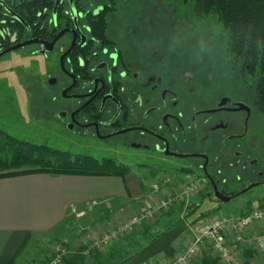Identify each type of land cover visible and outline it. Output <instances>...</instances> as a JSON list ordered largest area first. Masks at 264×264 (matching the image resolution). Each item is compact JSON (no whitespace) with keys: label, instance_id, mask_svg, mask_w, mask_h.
I'll use <instances>...</instances> for the list:
<instances>
[{"label":"flooded vegetation","instance_id":"af4514ba","mask_svg":"<svg viewBox=\"0 0 264 264\" xmlns=\"http://www.w3.org/2000/svg\"><path fill=\"white\" fill-rule=\"evenodd\" d=\"M228 40L237 37L221 36L230 91L196 96L178 57L136 37V0H0V53L38 41L13 52L52 59L60 142L164 181L168 171L176 183L192 177L226 204L264 190V54L230 51Z\"/></svg>","mask_w":264,"mask_h":264},{"label":"rangeland","instance_id":"374dc122","mask_svg":"<svg viewBox=\"0 0 264 264\" xmlns=\"http://www.w3.org/2000/svg\"><path fill=\"white\" fill-rule=\"evenodd\" d=\"M221 36L224 34L214 20L196 17L191 7L184 5L182 0H136V37L149 40L152 42L150 46L155 47L157 51L173 53L178 57L181 76L183 80L187 79L189 87L194 90L196 96L202 93L212 96L230 91L228 86L230 82L224 71L227 68ZM32 50L33 47L26 48L4 55L0 59V130L16 140L66 153L72 160L77 158L81 162L91 160L99 165L107 164L110 169L127 168L129 172L135 170L149 179L163 173L148 169L138 170L129 160L122 159L117 162V156L111 153L73 152L68 145L60 142L53 118L54 107L51 102L54 90L46 83L48 77L52 75V59L41 61V59L26 55ZM165 173L172 174L173 179L170 176L171 181L168 179V182H164L163 179L154 185V187L157 186L158 192L165 191L163 192L166 193L165 195L170 194L171 189L179 190L189 181L192 182L191 177L186 178L188 180H185L184 184L176 183L174 180L176 172ZM159 184H161L160 188ZM163 193L155 194L157 199L148 200L143 209L138 212L150 208L154 202L163 199L160 197ZM203 196L207 199L205 190L200 188L195 195L189 198L187 204L174 205L167 211L157 213L152 219L137 226L136 232L140 227L152 228L149 238H154L172 225L184 224L185 217L193 206L201 203V210H206L207 205L202 203L205 200ZM260 198L263 200L255 202L258 199L261 200ZM254 204L261 206L264 204L263 189L254 190L245 198L228 204L216 202L217 208L209 210L202 220L218 215L237 214ZM202 220L200 218L197 221ZM134 232L135 230H132V233ZM129 233L131 231L125 234L129 235ZM58 242L57 238L54 239L49 235L31 239L24 249L25 252H21L13 264H47L61 247ZM56 248L57 252H55ZM107 248L99 253L106 251ZM250 248L258 253L253 246Z\"/></svg>","mask_w":264,"mask_h":264},{"label":"crops","instance_id":"0c3cea01","mask_svg":"<svg viewBox=\"0 0 264 264\" xmlns=\"http://www.w3.org/2000/svg\"><path fill=\"white\" fill-rule=\"evenodd\" d=\"M165 177L149 179L132 170L123 178L35 173L0 179V264L16 261L31 239L48 235L74 254L63 264H162L184 249V224L172 225L155 240L149 238L152 228L140 227L136 232L135 227L134 233L120 236L102 253L83 256L82 252L88 243L142 210L148 200H156L155 194L165 192L154 189ZM202 203L206 210L200 208L192 220H202L217 208L215 201ZM255 235L264 236V224L254 225L245 238ZM238 249L247 264H264V256L249 244Z\"/></svg>","mask_w":264,"mask_h":264},{"label":"trees","instance_id":"16d2710c","mask_svg":"<svg viewBox=\"0 0 264 264\" xmlns=\"http://www.w3.org/2000/svg\"><path fill=\"white\" fill-rule=\"evenodd\" d=\"M182 3L190 6L196 17L214 20L224 36L237 37L234 43L231 40L227 41L231 47L230 51L243 52L253 59L257 53L264 54V0H182ZM244 37L249 40H243ZM88 161L81 162L79 158L72 160L66 153L16 140L0 130V179L35 173L123 178L129 173L127 168L110 169L107 164L99 165L94 161ZM200 206L201 203L193 206L185 218L192 217ZM73 257L74 254L69 255L63 263ZM9 264H13V261ZM201 264H218V261L210 256H204Z\"/></svg>","mask_w":264,"mask_h":264},{"label":"built area","instance_id":"2783aa9c","mask_svg":"<svg viewBox=\"0 0 264 264\" xmlns=\"http://www.w3.org/2000/svg\"><path fill=\"white\" fill-rule=\"evenodd\" d=\"M200 188L201 181L193 179L179 190L171 189L170 194L154 202L150 208L135 213L127 221L88 243L82 252L83 256H89L94 251L100 252L109 247L121 235L152 219L157 213L167 211L174 205L187 204L189 198ZM154 189L156 190L157 186ZM184 221L187 233L184 249L162 264H201L204 256L217 259L218 264H247L238 249V246L244 243L253 246L264 256V236L255 235L249 240L245 238V233L254 225L264 224V205L254 204L243 212L218 215L208 220L197 221L190 217L185 218ZM70 253L69 248L61 246L47 264H62Z\"/></svg>","mask_w":264,"mask_h":264},{"label":"water","instance_id":"95a60500","mask_svg":"<svg viewBox=\"0 0 264 264\" xmlns=\"http://www.w3.org/2000/svg\"><path fill=\"white\" fill-rule=\"evenodd\" d=\"M36 43H40L41 45L44 46V43H42V42H38V41H29V42H25V43H23V44L15 45V46L9 48L8 50H6V51L0 53V57L3 56L4 54L8 53V52H13V51H15V50H18L19 48L26 47V46H30V45H33V44H36ZM50 46H51V45H50ZM50 46H49V48L43 49V50H44L43 52H48V51H50V50H51V49H50ZM43 52H42V53H43ZM215 197H216V199H217L220 203H222V204H226V203L229 201L228 198L223 197L222 195H220V194L217 193V192H215Z\"/></svg>","mask_w":264,"mask_h":264}]
</instances>
